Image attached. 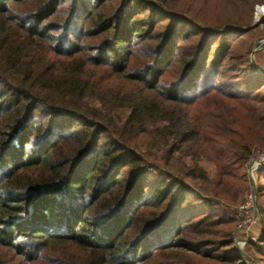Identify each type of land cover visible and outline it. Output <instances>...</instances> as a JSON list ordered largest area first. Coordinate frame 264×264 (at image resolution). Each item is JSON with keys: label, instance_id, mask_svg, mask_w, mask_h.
I'll return each instance as SVG.
<instances>
[{"label": "trees", "instance_id": "obj_1", "mask_svg": "<svg viewBox=\"0 0 264 264\" xmlns=\"http://www.w3.org/2000/svg\"><path fill=\"white\" fill-rule=\"evenodd\" d=\"M229 1L245 13L198 21L172 0H0V264H243L235 218L182 179L208 181L205 158V196H227L264 145L260 24L242 28L264 0Z\"/></svg>", "mask_w": 264, "mask_h": 264}, {"label": "rangeland", "instance_id": "obj_2", "mask_svg": "<svg viewBox=\"0 0 264 264\" xmlns=\"http://www.w3.org/2000/svg\"><path fill=\"white\" fill-rule=\"evenodd\" d=\"M227 0H172V4L174 5H183L185 4L189 11L190 15L189 17L197 18V20L202 21H212L215 18L218 17H227V16H236L238 13H245V10L241 8V6H238L236 4H233L231 1H229L227 4H225ZM170 2V0H169ZM239 4L238 2H236ZM171 4V2H170ZM263 7L264 4H256L254 6V9L252 11V17H250V23L248 25L242 26V28H247L250 26L256 19V10L258 7ZM242 16V15H241ZM245 19H247V15L245 16ZM191 26H189L190 28ZM188 28V29H189ZM259 33H256L254 35V44L252 46V50L250 53V62H254L256 65L255 70L259 71L260 74H264V48L259 49L257 51H254V49L258 48L259 46L264 44V21L260 23L259 25ZM191 31H194L193 29H190ZM239 35V34H238ZM217 35H215L216 37ZM240 36V35H239ZM242 36V35H241ZM252 64V63H251ZM118 113H120L121 116H126L127 111L126 110H120ZM242 126L244 127L245 133L249 134L251 131L248 129L252 123L250 120L244 119L241 121ZM172 142L171 138H168L167 140H161V144L168 143L167 145H170ZM262 142L255 143L251 147L253 149V153L259 152L264 150V145H262ZM138 151H143L146 149V152L148 153H154V155L158 158V163L160 164V169L165 170L166 167L162 166L161 156L164 153V149H168L169 146H155L153 142L149 138H143L138 142ZM228 147L223 142H219L215 145H208L206 146L208 153H216L219 152L222 148ZM29 149V148H27ZM252 153V154H253ZM173 160H177L179 156L176 152H173L172 156ZM151 165H155L151 157H147ZM186 164L193 165V161L190 160V157L184 156L182 158ZM196 162L205 168V170L208 173V181H203L201 179H189V178H182L183 182L193 190L197 189L199 192L195 190V192H192L194 197H206L213 205V209L216 211H219V213L225 214V215H231L234 217V214L238 213L237 206L240 204H243V202L246 200V196L253 190L256 191V208L257 211L254 213V220L251 224L247 225L246 229L244 231H241V233H237V238L242 239L239 244L235 245L233 243L235 249L238 251H242L245 255V257H241L243 264H264V244L261 245L258 243L259 240L264 238V194L262 195L263 187H264V171H260L258 169L255 171V173H249L247 172V163L245 168V183L241 182L239 179H230L227 183V196H220L213 198L211 195L205 196L208 193V190L212 187H215L217 180L219 178L215 167L207 160L203 158H197ZM149 169L153 170V168ZM150 170V171H151ZM242 173V172H241ZM251 178L254 179V182L251 181ZM254 192V191H253ZM227 203L232 204V206L228 209ZM235 208V209H234ZM236 223V221H235ZM235 225V224H234ZM234 230V227H233ZM252 242L251 248H249V245L247 242ZM262 249V250H261Z\"/></svg>", "mask_w": 264, "mask_h": 264}, {"label": "built area", "instance_id": "obj_3", "mask_svg": "<svg viewBox=\"0 0 264 264\" xmlns=\"http://www.w3.org/2000/svg\"><path fill=\"white\" fill-rule=\"evenodd\" d=\"M258 169H264V150L253 153L247 161V172L250 174L255 173ZM254 182V179L251 178V182ZM254 191V192H253ZM251 191L247 196L243 204L237 206L238 213L234 214L235 225L233 233V243L235 245L239 244L242 239L237 238V233H241L251 224L254 220V213L257 211L256 208V191Z\"/></svg>", "mask_w": 264, "mask_h": 264}, {"label": "water", "instance_id": "obj_4", "mask_svg": "<svg viewBox=\"0 0 264 264\" xmlns=\"http://www.w3.org/2000/svg\"><path fill=\"white\" fill-rule=\"evenodd\" d=\"M261 8H263L262 6L261 7H258L257 8V10H256V13L258 12V10H260ZM264 21V19L262 18V19H255V21L250 25V27H254V26H257L258 24H260V23H262ZM262 48H264V44L263 45H261V46H259L258 48H256V49H254L253 50V52L254 51H257V50H259V49H262ZM252 63V65H253V67H255L256 68V65L254 64V62L252 61L251 62ZM258 71V70H257ZM259 72V71H258ZM260 73V72H259ZM262 75H264L263 73H261ZM239 254H240V256L241 257H245V255H244V253L242 252V251H239Z\"/></svg>", "mask_w": 264, "mask_h": 264}, {"label": "bare ground", "instance_id": "obj_5", "mask_svg": "<svg viewBox=\"0 0 264 264\" xmlns=\"http://www.w3.org/2000/svg\"><path fill=\"white\" fill-rule=\"evenodd\" d=\"M256 18L257 19H262V18L264 19V9L263 8H261L260 10H258V12L256 13Z\"/></svg>", "mask_w": 264, "mask_h": 264}]
</instances>
